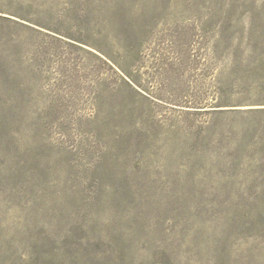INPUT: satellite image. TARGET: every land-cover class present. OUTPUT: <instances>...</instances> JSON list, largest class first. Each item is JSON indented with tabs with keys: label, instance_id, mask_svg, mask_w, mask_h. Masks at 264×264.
I'll return each instance as SVG.
<instances>
[{
	"label": "rangeland",
	"instance_id": "rangeland-1",
	"mask_svg": "<svg viewBox=\"0 0 264 264\" xmlns=\"http://www.w3.org/2000/svg\"><path fill=\"white\" fill-rule=\"evenodd\" d=\"M0 264H264V0H0Z\"/></svg>",
	"mask_w": 264,
	"mask_h": 264
}]
</instances>
